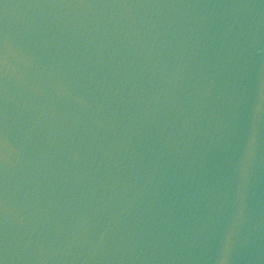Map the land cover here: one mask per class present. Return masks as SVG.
Masks as SVG:
<instances>
[{
  "label": "water",
  "instance_id": "water-1",
  "mask_svg": "<svg viewBox=\"0 0 264 264\" xmlns=\"http://www.w3.org/2000/svg\"><path fill=\"white\" fill-rule=\"evenodd\" d=\"M0 61L5 264H264L262 0H2Z\"/></svg>",
  "mask_w": 264,
  "mask_h": 264
},
{
  "label": "snow or ice",
  "instance_id": "snow-or-ice-1",
  "mask_svg": "<svg viewBox=\"0 0 264 264\" xmlns=\"http://www.w3.org/2000/svg\"><path fill=\"white\" fill-rule=\"evenodd\" d=\"M0 2H2V0H0ZM262 2H264V0H262ZM5 7H7V5H5ZM0 63H2V61H0ZM2 145H3V137H2V134H0V147H2ZM0 159H2V152H0ZM0 208H2V201H0ZM0 264H5L4 258L0 259Z\"/></svg>",
  "mask_w": 264,
  "mask_h": 264
}]
</instances>
